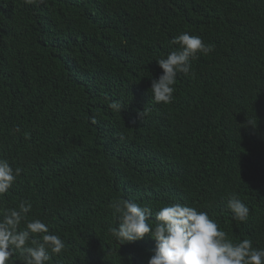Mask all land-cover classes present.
<instances>
[{"label":"trees","instance_id":"obj_1","mask_svg":"<svg viewBox=\"0 0 264 264\" xmlns=\"http://www.w3.org/2000/svg\"><path fill=\"white\" fill-rule=\"evenodd\" d=\"M183 32L214 50L156 104L155 60ZM0 157L23 169L0 209L30 200L65 243L48 264H148L154 240L109 232L116 197L187 204L264 248V0H0Z\"/></svg>","mask_w":264,"mask_h":264},{"label":"clouds","instance_id":"obj_2","mask_svg":"<svg viewBox=\"0 0 264 264\" xmlns=\"http://www.w3.org/2000/svg\"><path fill=\"white\" fill-rule=\"evenodd\" d=\"M33 2L25 0L26 4ZM170 43L179 47L155 60L162 70L158 78L151 80L149 89L150 99L156 104L172 103L177 78L190 73L194 76L192 61L214 50L200 36L188 32L173 37ZM109 107L125 110L119 101H113ZM144 114L145 108L138 111L140 119ZM248 123L252 125L250 120ZM13 131L18 133L21 129L16 126ZM22 171L0 157V199ZM32 207L30 200H21L18 208L0 209V264H14L17 252L21 264H48L53 255L64 251L65 243L59 235L50 233L40 219H28ZM108 207L118 220V226L110 227L109 232L120 245L146 237L155 241L154 255L148 264H264V248H254L248 239L234 243L207 212L187 204L175 202L153 212L149 205L116 197ZM226 207L234 221H247L250 209L238 195L232 194Z\"/></svg>","mask_w":264,"mask_h":264}]
</instances>
